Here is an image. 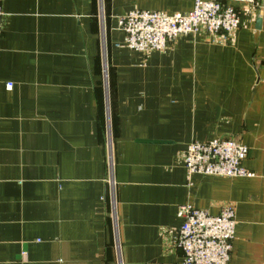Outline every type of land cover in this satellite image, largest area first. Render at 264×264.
I'll list each match as a JSON object with an SVG mask.
<instances>
[{
  "label": "crops",
  "instance_id": "0c3cea01",
  "mask_svg": "<svg viewBox=\"0 0 264 264\" xmlns=\"http://www.w3.org/2000/svg\"><path fill=\"white\" fill-rule=\"evenodd\" d=\"M258 2L232 3L231 36L199 31L143 53L117 18L185 14L195 0H2L0 264H182L185 204L233 205L229 264H264ZM215 138L245 145L252 175L188 178V144Z\"/></svg>",
  "mask_w": 264,
  "mask_h": 264
},
{
  "label": "built area",
  "instance_id": "2783aa9c",
  "mask_svg": "<svg viewBox=\"0 0 264 264\" xmlns=\"http://www.w3.org/2000/svg\"><path fill=\"white\" fill-rule=\"evenodd\" d=\"M246 2L260 7L258 0H195L191 11L167 14L162 11L135 9L117 18L130 49L147 53L162 51L180 37L207 31L211 34L233 35L240 28V19L233 2ZM5 14L0 0V32ZM11 88L12 84H8ZM248 148L235 139L215 138L208 142L194 140L183 152L181 160L188 178L193 174L248 177L244 166ZM110 181V194L113 195ZM182 219L178 230V248L183 252L182 264H229L237 218L233 205H226L218 215L195 208L191 204L179 207Z\"/></svg>",
  "mask_w": 264,
  "mask_h": 264
}]
</instances>
